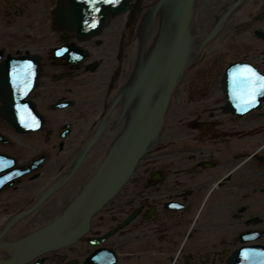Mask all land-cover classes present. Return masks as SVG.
I'll return each mask as SVG.
<instances>
[{
    "label": "flooded vegetation",
    "instance_id": "obj_1",
    "mask_svg": "<svg viewBox=\"0 0 264 264\" xmlns=\"http://www.w3.org/2000/svg\"><path fill=\"white\" fill-rule=\"evenodd\" d=\"M256 2L261 5L263 3L262 0ZM16 5L21 8L27 7L30 10L28 12L30 18L32 19L33 15L34 22H39L41 25L33 26L30 20L25 19L26 14L21 12L23 21L19 22L21 25L15 26L14 14L7 11L12 12V6ZM55 6L52 0H0V40L5 38L0 43V49L5 51L10 48L12 40L28 48L31 46L36 48L38 44H42L41 38L36 39L32 34L29 35L30 31L37 32V26L54 29L55 24L52 23L50 12L55 10ZM45 20L47 23L44 22ZM28 24L30 26L26 27ZM255 28L256 24L254 29L248 27L241 43L236 42L238 45L234 43L232 50L235 54L242 52L240 60L243 61L247 56V60L244 61H249L260 75H264V37H261ZM7 29L10 31L8 33L10 41L5 33ZM17 29L19 32L15 33ZM261 29L264 31V28ZM29 37L31 38L26 46L21 39L29 40ZM209 53L210 50L200 57L192 67L195 74H189L182 83V91L184 89L188 103L183 108L174 109L172 113L173 117L178 115L180 122L171 132L172 144H174L172 147H175L173 153L165 155L162 151L166 150L161 152L159 150L155 154V163L160 168L154 172L160 174L154 173L151 176L154 178L150 185L146 182L129 183L118 199L110 202L100 215L94 217L91 231H88L90 234L96 236L98 230L106 226L116 230L106 241L98 244L97 248L90 247L89 254L94 252V248L121 246L125 254L117 264H230L231 258L242 249L253 251L252 253L256 255L264 253V150L258 149L264 144V101L261 108H250L243 113L244 117L235 111L234 114L225 113L221 109L219 112L216 106L223 105L226 95L221 89L225 74L222 61L226 58L218 59V54ZM45 57L48 58L47 55ZM49 57V62L53 61L51 53ZM65 58L66 61L62 62L69 63L68 57ZM231 58L233 57L228 55V59ZM45 59L46 65L51 66L52 64H48ZM70 64H67L68 67L63 70L64 72L50 70L48 73L63 74L61 82L73 78L67 82V86L70 84L73 87L78 77H73L76 71L69 67ZM103 83L101 82L100 86H103ZM96 85H99L98 80ZM46 86L47 82L36 95L31 92L27 100L36 119L44 123L41 134L36 131L18 135L13 129H8V122L0 120L2 129L0 156L13 158L8 169L0 172V177L7 174L12 177L0 186V203L4 202L3 199L6 197L7 206L26 205L31 202L35 196L32 192L29 197L24 195L25 202L19 204L13 202V196L27 188L31 190L35 188L29 182V178L35 177L33 172L49 154H52L49 147L55 146L50 145V140H53L52 137L55 138L56 122L62 119L60 117L56 119L53 116L54 111L48 115L44 111L47 103L43 98L49 94ZM50 86L51 84L48 87ZM71 100L75 102L74 99L69 98V101ZM59 102L62 101L59 100L48 107L56 110L55 105ZM243 104L245 103L240 105ZM63 108L57 110H69ZM73 109L67 110L68 114L65 116L68 125L80 122L78 116L74 115ZM78 109L75 111L80 114L82 111ZM199 116L202 117L199 121L200 126L194 125L193 122L198 120ZM68 125H65V129ZM8 143L9 152H6L3 148ZM184 146L191 148L188 153L190 160L174 161L173 154L176 151L183 152ZM31 152L39 153L37 157L35 156V160L29 158ZM39 158H42V163L37 160ZM171 160L174 163L173 174L168 173ZM149 162L146 161V165L139 169L136 178H145L144 173H148L146 167ZM28 167L30 171L27 172L25 169ZM20 168H22L21 176V172H16V169ZM15 173H19L18 177ZM36 175L39 173L36 172ZM175 203L178 205L171 209L169 205ZM132 211H137V214L134 215L131 228L120 230L123 220ZM16 214L15 210L13 214L6 213L3 219ZM81 239L87 238L83 236ZM83 246L84 242L81 241L75 248L73 247L74 254L70 251L66 253L58 251L54 255L44 254L37 257L36 261L40 264H86L82 253L88 248ZM58 255H61L60 259ZM104 257L106 258L107 255ZM55 258L57 260H54Z\"/></svg>",
    "mask_w": 264,
    "mask_h": 264
},
{
    "label": "bare ground",
    "instance_id": "obj_2",
    "mask_svg": "<svg viewBox=\"0 0 264 264\" xmlns=\"http://www.w3.org/2000/svg\"><path fill=\"white\" fill-rule=\"evenodd\" d=\"M52 1L56 5L54 7L55 10L50 12L52 15V23L55 24V28L51 29L49 27L37 26V32H31L28 30L30 31L29 35L32 34L36 39L41 38L43 42L42 44H38L36 48L35 46L30 45L31 48H28L20 45V42L12 40L11 42L13 43L10 48L5 51L0 49V120L2 119L4 122H8V129H13L18 135L29 134L31 132L34 133L36 131L41 134L44 125L42 120H33L30 125V103L27 101L28 97L31 92H33V95H36L39 89L46 85V82L47 86L50 84L53 86L55 84L54 82L61 81L63 74L53 75L52 73H48V71H58L56 70V68H58L61 72H64L63 70L68 67L67 64L69 63H71L69 67L76 71L73 74V77H78L77 81L80 82L86 80L87 88L93 89L92 86H96L97 80L100 81V79H102L101 82H104L102 85L106 87V90L104 89L105 96L103 97L104 107L102 106V108L98 109V106L89 122L86 120L87 118L90 119L87 111H85L86 109L83 110L79 108V104L74 107L73 113L78 116L80 125H82L85 132L83 131V134H81L80 137L78 136L77 139L70 141V143L67 144L66 141L71 135V127L73 126L71 123L68 128L62 130L61 133L59 132L60 136L63 137L65 135L64 140L62 138V141L56 142V132L55 138L50 135L55 142L54 145H56L54 148L59 150L58 154L55 153V155L57 159H61L60 164L53 168L54 171H52L53 173L51 172L52 175H50L45 182L39 183V186L36 184L33 190L27 188L19 193L17 192L16 195L13 196V199L15 197V200H19L18 198L21 199L24 195L29 197L31 192L35 194L31 202H28V204L18 205L13 208L15 212H17L16 216L14 215L15 218L14 216L5 219H3V217L0 218V222H4L3 224H0V238L10 243H18L25 240L34 234L39 227L47 224L66 211L76 200L86 183L113 148L114 113L118 108L120 97H122L134 74L137 42L146 21L147 12L159 0H115L114 3H104L103 0H99V2L95 4V8L92 3L87 6L89 0ZM81 2H84V4H81ZM262 2L261 5L257 3L256 0H241L223 18L213 35L206 38L200 44L195 57L186 64L179 82L174 86L171 92L164 111V122L157 133L156 144L151 148L143 150L137 156L132 168L119 188L110 198L106 199L104 205L98 207L94 213L89 215L86 233L69 244L56 249L45 250L36 255L37 257H41L44 254L54 255V253L58 251H65L64 253L70 251V253L74 254L73 247L75 248L77 243H81V241L84 242L85 248H88H84L85 251L82 253L84 259H86V264H93L92 262H95V264H117L121 260V257H124L125 252L121 246L102 249L94 248H97L98 244H102L103 241H106L109 235L116 229H111L109 226H106L99 229L97 235L94 236L88 232L91 231L92 220H94V217H97V215H100L110 202L118 199L121 196L122 190L125 189L129 183L136 184L146 182L150 185V182L153 181L154 178L151 176H153L154 173H156V175L160 174L159 172H154L160 168V166L155 163V154L159 150L160 152L161 150H166L162 151L165 152V155H168L170 152L173 153L175 147H172L174 144H172L171 132L174 130L175 125L177 123L180 124V122L178 120V115L173 117L172 113H174V109L183 108L184 105L188 103L184 89L182 91V83L189 74H195V70L192 67L199 61L200 57L204 54L206 55L208 50L211 51L209 54H218V59L226 58L222 61L223 72L225 71L224 76H227L229 73H232L233 75L234 72L246 65L251 67L259 76L264 77L263 74L260 75L259 71L256 70L253 64L249 61H244L247 60V56H245L244 59L242 58V61L240 60L242 52L235 54L232 50L234 43H241L240 41L245 36L247 28L250 26L254 29L256 24V32L261 37H264V31L261 29L264 28V0H262ZM88 11H90L91 15L87 17L86 13ZM21 12L26 14L25 19L30 20L33 26L37 24L41 25L39 22H34L33 15L32 19L30 18L28 13L30 10L27 7L21 8L16 5L12 6V12L11 10L7 11V13L14 14L13 24H16L15 26L21 25L19 22L23 21L22 15L20 14ZM85 24H87L89 28H85ZM29 26L30 25L28 24L26 27ZM106 29H109L108 34H113L114 31L116 32L117 30L119 36H121L120 40L106 43L104 40L106 37L101 34ZM18 32L19 29L15 30V33ZM99 35L101 36L100 38H98ZM30 38L31 37L28 38L29 40H21L24 41V45H26L30 41ZM109 38L110 36H107V39ZM123 38H126V40H122ZM4 39L5 38L1 39L0 43H2ZM232 40L234 42L231 43ZM236 45H238V43H236ZM50 53L53 59L51 62H49ZM98 53L101 54V58H96L94 55ZM45 55H47L48 58L45 57ZM228 55L233 58L228 59ZM65 57H68L69 63L62 62L63 60L66 61ZM44 59L48 64L52 65H46ZM84 61H88L89 64L85 71H81V66L84 64ZM103 61L106 62L103 64ZM109 61L112 62L109 63ZM19 63L21 64L19 65ZM27 65H31V68L27 77V86L25 87L21 83L22 78L17 79L16 77L20 75L21 70L25 69V66ZM5 68H8L6 71L10 73L12 72L14 77H12V75L10 77H7L6 75L3 76ZM223 83H221V89L226 95H224L225 101L223 102V105L216 106V109H219V112L220 109L221 111L224 110L225 113L230 112L232 114H234L235 111L238 114H241V117H244L242 114L250 108H261L262 102L264 101V95L256 96L254 103L243 104L238 107L237 105L242 101L235 96L234 98L232 97L233 89L227 93ZM67 88L68 86L66 85L65 90H67ZM51 91L52 90H49V92ZM229 99H231L232 102H229ZM259 100L260 103H258ZM61 101L62 102L55 105L57 109L63 107L66 109L70 107L69 105H72V108L76 105V101L73 102V100ZM233 104H236L239 109H234L236 106L232 107ZM25 107L27 113L23 112ZM75 109L82 110V112L78 114ZM36 110L39 109L36 108ZM22 114L24 115V119H22ZM46 115H48V113ZM82 116L85 118L83 119ZM201 118L202 117L199 116L198 120L193 122V124L200 126L199 124L201 122L199 121ZM190 123L192 124V122ZM33 129L36 131H32ZM99 130H101V132L98 134ZM1 131L2 129L0 128V135L2 133ZM6 140L10 141V139ZM5 145L7 146H4V151L9 152V143ZM260 146L261 148L258 149L261 151L264 150V144ZM190 150L191 148L189 146H184L183 152L176 151L173 154V157H175L174 161L181 159L190 160V157L188 156ZM146 161H150L149 165L146 167L148 173H144L145 178H136L139 169L146 165ZM12 162V157L0 156V164L5 167V170L8 169L10 166L9 164ZM173 164L174 163L171 160V167L168 169V173L170 174H173L174 172L172 167ZM25 170L28 172L30 171V168L28 167ZM21 171L22 168L16 169V172ZM15 175L18 177L19 173H15ZM21 175L22 172L20 176ZM0 182L2 181L0 180ZM22 188L23 187H21V189ZM209 194L210 192L207 196H209ZM171 198L172 197H169V199ZM175 205L177 206L178 204L175 203L169 206L173 209V206ZM10 213L13 214V210L10 211ZM135 214H137V211H132L127 214L120 226V230H125V228L129 230L131 228ZM36 218L38 219L36 220ZM83 236L87 239H81ZM92 246H94V252H90L89 254V250ZM177 246H179V242H177ZM104 255H107V257L105 258ZM36 256L22 264H40V262L36 261ZM60 257L61 255H58V259H60ZM240 257L241 259L239 260L241 261H239L238 258L236 259L235 257H232L230 264H245L243 260H248L249 264H255V262L261 264L264 262V258H261L259 261L258 258H256L254 261V257H250V255H242ZM56 258L54 260H57ZM100 259L102 261H100Z\"/></svg>",
    "mask_w": 264,
    "mask_h": 264
},
{
    "label": "water",
    "instance_id": "obj_3",
    "mask_svg": "<svg viewBox=\"0 0 264 264\" xmlns=\"http://www.w3.org/2000/svg\"><path fill=\"white\" fill-rule=\"evenodd\" d=\"M240 1L159 0L147 12L134 74L114 113L113 148L66 211L21 242L0 238V264H22L86 233L89 215L119 188L137 156L156 144L168 100L186 64Z\"/></svg>",
    "mask_w": 264,
    "mask_h": 264
},
{
    "label": "rangeland",
    "instance_id": "obj_4",
    "mask_svg": "<svg viewBox=\"0 0 264 264\" xmlns=\"http://www.w3.org/2000/svg\"><path fill=\"white\" fill-rule=\"evenodd\" d=\"M44 22L47 23L46 20ZM108 32H109V29L108 30L106 29L105 31H103L101 33L102 35H104V37H106V39H104L106 41V43H110L112 41L120 40L121 36H119L117 30H116V32L114 31L113 34H108ZM5 33H7L6 35H8V33H10L9 29H7V31ZM100 35L98 36V38H100L102 36V35L101 36ZM107 36H110V38L107 39ZM8 39H9V41L11 40L10 36H9ZM122 40H126V38H123ZM94 55L96 56V58H101V54L100 53L94 54ZM105 62L106 61H103V64ZM111 62L109 61V63H111ZM83 63L84 64L81 66L82 67L81 68V71H85V69H87L86 68L87 65L89 64L88 61H84ZM56 70H59V69L56 68ZM72 79L73 78H71L70 80H68V79L67 80L68 81H71ZM101 81H102V79H100V81L98 80L99 85L92 86L93 89L92 88L90 89V88H87L86 87V85H87L86 80L84 82H80V81H77L76 80V82H74V86L73 87H72V85L68 84L67 90H65V87L67 85V82H65V81H62V82L61 81H56V82L53 81L55 83L53 86H50V87L46 86V88H47L48 91L49 90H52V91L49 92V94L46 95V97L43 98V101L47 103L46 109H44V111H46L47 113H50V114H52V112L54 111L55 114H53V116L56 119H58L59 117L62 119V121H59L58 120L56 122V124H55L56 126L53 125L54 128H56L55 129L56 135H57L56 142L57 141H62V138L64 140V137H61L59 135V132H60V130L65 129V125H68L65 122V119H66L65 116H67L68 111L70 110L71 107H69V110L67 109L68 111L67 110L66 111H61V110L59 111L57 109L56 110H53L51 107L49 108L48 106H50L51 104H53L55 102H58L59 100H67V101H69V98L74 99L76 101V105L73 106L72 108L76 107L79 104V108H81L83 110L86 109L85 111H87L88 117H90V119H88L86 117L87 118L86 120H88V122H89L92 119V115L94 114L95 109L98 106H99L98 109L102 108V106L104 107L103 97L105 96L104 89L106 90V87H104V85L103 86H100L101 85ZM82 118L84 119L85 117L82 116ZM64 123H66V124L63 126ZM71 130H72L70 132L71 135H70V137H68V140L66 141L67 144L70 143V141H72L74 139H77L78 136L80 137L81 134H83V131H84L82 125H80V122H79V124L78 123H74L73 126L71 127ZM82 136H84V135H82ZM54 143H53V140H50V145L51 146H53ZM49 150H51L50 153H52L53 155H50L49 154L48 157L44 160V162L33 172V173H35V175H34L35 177L33 179L31 177L29 178L30 179L29 182H31L34 187H35L36 184L45 182L48 179V177L50 175H52V173H53L52 171H54L53 168L56 165L60 164V160L61 159H57L56 158V155H55V153L58 154L57 150L54 149V148H52V147H49ZM38 154H34V153L31 152V154L29 155V158L31 160H35V158L37 157ZM37 160L39 162H41L42 161V158H39ZM36 172H38L39 175H36ZM7 198H9V197H7ZM25 198H21V199L18 198L19 200H15V198H14L13 202L19 204L21 202H25ZM3 200H4V202L2 201V203H0V205H1L0 206V216H2V217L6 213L9 214L10 211H12V210L14 211L13 208L14 207H17L16 205L7 206V201L8 200H6V197ZM59 209H61V208H59ZM4 218H6V217H4ZM37 219L38 218H36V220ZM3 223H4L3 221L0 222V224H3ZM243 251L245 252L246 250H243ZM247 255H250V257H254V255H252V254H248L247 253ZM36 258H37V256H36Z\"/></svg>",
    "mask_w": 264,
    "mask_h": 264
},
{
    "label": "snow or ice",
    "instance_id": "obj_5",
    "mask_svg": "<svg viewBox=\"0 0 264 264\" xmlns=\"http://www.w3.org/2000/svg\"><path fill=\"white\" fill-rule=\"evenodd\" d=\"M97 2H99V0H90L94 8ZM103 2L114 3L115 0H103ZM30 68L31 65L25 66V69H22L20 75L16 77L17 79L22 78L21 83L25 87L27 86V77ZM232 87L233 95L237 99L245 104L254 103L256 96L264 95V77L259 76L251 67L245 65L233 73ZM23 112L27 113L26 107ZM22 119H24L23 114Z\"/></svg>",
    "mask_w": 264,
    "mask_h": 264
}]
</instances>
